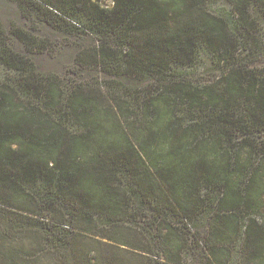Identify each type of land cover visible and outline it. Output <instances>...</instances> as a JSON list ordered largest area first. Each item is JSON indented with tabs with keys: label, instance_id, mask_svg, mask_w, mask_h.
Wrapping results in <instances>:
<instances>
[{
	"label": "trees",
	"instance_id": "16d2710c",
	"mask_svg": "<svg viewBox=\"0 0 264 264\" xmlns=\"http://www.w3.org/2000/svg\"><path fill=\"white\" fill-rule=\"evenodd\" d=\"M16 1L59 26L79 29L70 17L78 11L89 19L85 30L102 43L77 52L82 68H107L119 56L129 71L168 80L202 46L229 64L241 40L209 0ZM228 1L248 32L258 20L253 3L264 16V0ZM11 30L29 52L40 45L31 32ZM0 54L21 69L18 85H0V264H41L33 263L39 252L48 264H185L193 244L203 264H264V147L246 129L264 131V69L229 67L204 86L152 83L127 100L105 94L102 79L76 84L60 116L76 123L70 128L19 99L33 90L55 109L65 95L60 81L21 67L18 52ZM240 120L241 147L253 151L245 160L226 142ZM145 209L153 220L139 225ZM201 218L205 234L191 230ZM126 250L146 261L126 259Z\"/></svg>",
	"mask_w": 264,
	"mask_h": 264
},
{
	"label": "rangeland",
	"instance_id": "374dc122",
	"mask_svg": "<svg viewBox=\"0 0 264 264\" xmlns=\"http://www.w3.org/2000/svg\"><path fill=\"white\" fill-rule=\"evenodd\" d=\"M111 0H101L100 4L108 6ZM256 3L252 4V12L255 18V23L252 27H249L250 32L246 28L239 26V19L237 18L236 9L228 0H209L208 6L217 14H220L227 18L232 27H236L237 32L240 35V43L237 50L233 51V57L227 62H220L219 58L214 55L205 46H202L198 51V57L194 64H190L184 67H172V75L167 80L162 75L160 79L156 80V75L141 73L137 74L134 70L129 71L126 60H123L119 56L111 57L110 64H107V68L97 67H78L75 63V56L77 52L87 46H93L97 43H102L100 36L91 29V34L85 29H90L89 19L80 11L71 13L70 17L74 19L79 26L72 28L67 25L59 26L57 24L50 23L43 19L37 12L31 8L24 10L19 6L16 0H0V32L5 41H0V53L5 49L18 52L22 58L26 61L25 64H21V67H32L36 73L43 75L44 77L56 78L61 83L62 89L65 90L64 99L62 104L55 109H50L48 97L43 94L37 96L33 90L21 91L20 100L24 106L39 108L43 112H48L55 121L63 122L68 127H74L76 123L73 121L61 120V115L68 107L67 96L72 87L80 83H93L95 79H102L104 84L105 94L121 95L126 100L133 99L136 90L143 87L150 86L152 83H157L161 87H165L168 82L183 81L185 84L191 86H204L216 81L219 77H222L229 67H241L250 69L253 71H260L264 69V16H259L254 13ZM21 27L33 35L37 36L40 45L33 52H29L25 45L13 34V27ZM83 30V31H82ZM108 45L113 50H119L120 46L117 40L113 36L107 37ZM1 55V54H0ZM21 69H17L16 66L10 65L0 58V85H18ZM107 92V93H106ZM109 95V96H110ZM18 99V100H19ZM238 111L245 113L244 104L237 103ZM141 111H139L140 114ZM189 115L186 120V124L189 122ZM76 122V121H75ZM239 121V131L233 136H229L227 145L235 151L237 148L241 149V158L245 160L250 154H253L252 146L241 147L240 141L244 136ZM77 127V125H76ZM251 132V136L258 147H264V131H257L255 127L246 128ZM252 151V152H251ZM204 183V182H203ZM201 188L209 189L206 184H203ZM147 208V207H146ZM144 214L141 218H138V224L143 225L145 221L153 220V212L151 209L144 210ZM208 219L201 218L194 221L191 227L192 231L201 232L205 234L208 229ZM133 224V223H132ZM135 224V223H134ZM0 226L4 225L0 222ZM146 227V226H145ZM107 241V239H104ZM27 246H30L29 242ZM122 254L133 262L141 260L146 261L145 258L141 259L139 256L133 253V251H121ZM38 259H34V262L41 264H48L51 262L47 255L41 254ZM202 250L200 252L193 244L185 253V264H203Z\"/></svg>",
	"mask_w": 264,
	"mask_h": 264
}]
</instances>
